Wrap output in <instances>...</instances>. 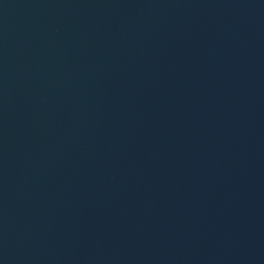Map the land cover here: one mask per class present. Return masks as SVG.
Listing matches in <instances>:
<instances>
[{"label":"water","instance_id":"1","mask_svg":"<svg viewBox=\"0 0 264 264\" xmlns=\"http://www.w3.org/2000/svg\"><path fill=\"white\" fill-rule=\"evenodd\" d=\"M0 264H264V0H0Z\"/></svg>","mask_w":264,"mask_h":264}]
</instances>
